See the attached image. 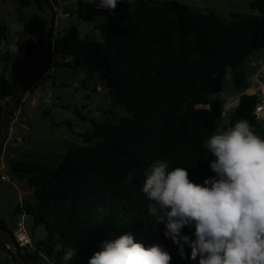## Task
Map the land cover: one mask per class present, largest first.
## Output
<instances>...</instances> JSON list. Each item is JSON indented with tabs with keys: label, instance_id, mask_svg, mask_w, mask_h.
<instances>
[{
	"label": "trees",
	"instance_id": "1",
	"mask_svg": "<svg viewBox=\"0 0 264 264\" xmlns=\"http://www.w3.org/2000/svg\"><path fill=\"white\" fill-rule=\"evenodd\" d=\"M19 1L24 7L30 4ZM35 1L45 13L40 1ZM47 1L52 7L59 0ZM93 5L79 17L115 21L106 28L104 40L82 38L75 25L57 31L54 18L49 66L97 73L112 103L127 116L90 121L91 130L80 134L84 142L73 143L57 167L5 158L11 175L36 174L28 182L31 198L13 214L17 218L25 213L32 217L34 229L45 230L40 243H34L42 257L27 259L34 264L39 259L65 264L63 256L71 247L77 254L67 264H88L103 241L131 234L146 248L160 245L172 256L171 264H199V258H191L189 245L184 246L187 258H182L179 246L164 235L166 225L149 213L151 201L142 186L156 162H166L169 171L188 169L190 179L198 184L215 177L210 168L214 156L204 143L217 129L227 130L246 120L264 137V123L254 116L256 95H243L227 124L220 97L228 75L237 88L251 84L244 66L253 51L264 50V0L251 4L259 15L230 18L196 13L177 1L120 2L114 10ZM46 22L47 17L39 15L25 22L27 55L42 48ZM7 30L0 21V57L5 52L10 58V48L22 46L7 41ZM29 78L8 80L0 75V136L4 115ZM29 90L30 86L19 103ZM0 227L7 224L0 222ZM194 232V225L182 230L193 240ZM57 245L63 249L58 251ZM3 249L18 264L4 244Z\"/></svg>",
	"mask_w": 264,
	"mask_h": 264
},
{
	"label": "clouds",
	"instance_id": "2",
	"mask_svg": "<svg viewBox=\"0 0 264 264\" xmlns=\"http://www.w3.org/2000/svg\"><path fill=\"white\" fill-rule=\"evenodd\" d=\"M98 8L116 9L128 0H81ZM9 53L19 55L18 47ZM204 147L214 156L210 168L215 177L198 184L189 171L156 162L147 173L142 192L151 201L149 213L164 223V235L179 246L191 247L199 264H264V137L249 122L240 120L227 130L217 129ZM132 177L129 176V180ZM194 225L195 239L183 235ZM88 264H171L172 256L160 245L145 247L125 234L105 240ZM63 245H57V250ZM77 252L69 247L67 264Z\"/></svg>",
	"mask_w": 264,
	"mask_h": 264
},
{
	"label": "rangeland",
	"instance_id": "3",
	"mask_svg": "<svg viewBox=\"0 0 264 264\" xmlns=\"http://www.w3.org/2000/svg\"><path fill=\"white\" fill-rule=\"evenodd\" d=\"M29 1L30 4L24 7L19 0H0V21L8 28L7 41L11 45L22 46L19 55H11L10 58H5V55L0 57V75L8 80L32 77L42 68V48L36 49L30 56L27 55L26 36L23 30L25 22L33 16L46 18V13L40 10L35 0ZM137 1L128 0V4ZM149 1H177L187 5L196 13L208 15L213 12L224 18H230L232 14L244 17L259 15V11L251 7L255 0ZM61 3L59 10L61 9L63 15L67 12L70 17L61 16L57 19L54 28L57 31L67 30L71 25H75L82 38L102 42L106 28L115 24V21L106 18L97 17L92 20L80 18V13L90 10L89 4H84L81 0H61ZM93 7L98 8L96 5ZM100 9L102 8H98ZM31 38L37 39L35 36ZM261 55H264V50H255L246 59L244 72L247 76L252 73L251 61ZM30 87L36 90L32 93L27 92L21 103H18L17 107L21 108V113L18 123L14 126L16 132L23 133L25 149L22 151L9 148L10 152L15 153L14 160L19 162H28L45 168L57 167L62 155L73 143L84 142L80 134L91 130L90 121L117 120L127 116L122 107L112 103L100 76L85 68L73 70L67 67L49 66L43 79L37 85L32 84ZM236 92L235 84L228 75L220 97L226 100L233 97ZM224 111L228 112V104L225 105ZM76 113L84 115L85 119ZM223 122L228 121L223 119ZM22 126L28 128V131H24ZM35 176L36 174L17 172L10 176L11 182L0 180V222L7 221L9 228L14 219V210L31 198L32 189L28 182ZM26 227L33 235L34 241L40 243L45 234L44 228L40 226L34 229L33 219L29 216L26 217ZM26 260L34 264L31 259ZM0 264H15L11 255L3 249V244L0 246ZM39 264L46 262L39 259Z\"/></svg>",
	"mask_w": 264,
	"mask_h": 264
},
{
	"label": "built area",
	"instance_id": "4",
	"mask_svg": "<svg viewBox=\"0 0 264 264\" xmlns=\"http://www.w3.org/2000/svg\"><path fill=\"white\" fill-rule=\"evenodd\" d=\"M57 3V4H56ZM56 3L52 2V8L55 12V22L59 17H66V15L61 13V9L59 10L60 6L62 5L61 0L57 1ZM256 82H259L258 79H256ZM259 84V90L264 92V87ZM21 113V108H16L14 112L12 113V116L10 117L9 125H8V135L5 140V143L2 147V155L0 157V180L11 182V169L7 166L5 158L6 157H12L8 151L9 148L12 147H18V143L21 142V137L17 134L14 126L17 124L19 116ZM254 116L257 120H261L264 118V103H258L255 111ZM24 127V126H22ZM13 149V148H12ZM14 242L17 246L18 254L21 257H24L27 259V257L36 258L42 257L41 254L38 253L37 248L34 245L33 237L28 231L26 227V214L22 213L17 217V229L13 233ZM48 264H55L53 262H50L46 260Z\"/></svg>",
	"mask_w": 264,
	"mask_h": 264
},
{
	"label": "water",
	"instance_id": "5",
	"mask_svg": "<svg viewBox=\"0 0 264 264\" xmlns=\"http://www.w3.org/2000/svg\"><path fill=\"white\" fill-rule=\"evenodd\" d=\"M39 1L42 5V9L45 11L46 17H47L46 28H45L44 39H43V45H42V51H43L42 68L39 71H37L32 77H30L28 80H26L24 82V84L21 86L18 93L14 97L13 101L11 102L6 114L4 115V118H3V121L1 124L0 150L2 149L3 144L5 143V140H6L7 135H8V125H9L10 117L12 116L13 111L16 109V107L20 101V98L24 94L25 90L30 85H32L36 80H38L43 75H45L49 69V59H50V45H49V43H50V38H51L50 30L54 24L55 12H54L53 8L50 7L47 0H39ZM56 36H58V34H56ZM4 47H7V45H5ZM260 100H261V98H260ZM14 173L15 172H13V174ZM16 229H17V218H14L12 220V224H11L10 229L0 227V238L2 239L0 241V245L4 244V246L6 248L10 249L13 252L14 257L17 260L18 264H30L26 260V258L21 257L18 254L17 246L14 242V237H13V233L16 231Z\"/></svg>",
	"mask_w": 264,
	"mask_h": 264
},
{
	"label": "crops",
	"instance_id": "6",
	"mask_svg": "<svg viewBox=\"0 0 264 264\" xmlns=\"http://www.w3.org/2000/svg\"><path fill=\"white\" fill-rule=\"evenodd\" d=\"M71 1H73V0H71ZM68 17H70L69 16V14L66 12V18H68ZM3 49H4V51H6L7 50V47H3ZM5 55V58H8V54L7 53H5V52H3V56ZM250 67L252 68L251 70H252V73L249 75L250 76V81H251V84H250V86L249 87H246V88H237L236 87V89H237V92L235 93V95L233 96V97H231V98H228V99H224V98H222V100H223V104H224V110H225V105L226 104H228V112L227 113H225V111H224V114H223V119H225V121H226V119H227V121H228V117L235 111V109H236V107L238 106V104H239V102H240V98L243 96V95H256L257 97H258V101H259V103H261V102H263L264 103V92H262V91H260L259 90V84L258 83H260L263 87H264V55H261V57H259V58H257V59H253L252 61H251V63H250ZM47 74V73H46ZM45 74V75H46ZM44 75V76H45ZM43 76V77H44ZM43 77L41 78V80L43 79ZM25 78V77H24ZM24 78H21V79H19V80H22V79H24ZM256 79H258V81L259 82H256ZM41 80H39V82L41 81ZM39 82H37V83H39ZM37 83H35V85H37ZM33 90V91H32ZM36 90V89H35ZM34 90V88L32 89L31 88V90H29L28 91V93L29 92H34L35 91ZM260 98H261V100H260ZM231 104V105H230ZM259 122H261V123H264V118H262L261 120H258ZM225 124H227V122H224ZM23 129H24V131H28V128H26V127H22ZM17 134L21 137V142H19L18 144L20 145V146H22V147H12L13 148V150H18V149H20V150H24L25 149V146H26V144H25V142H24V140H22V139H24V137H23V133L21 132H18L17 131ZM8 151H9V149H8ZM9 153L11 154V155H13L12 157H11V159L12 160H14V158H15V153H13V152H10L9 151ZM14 161H16V160H14ZM15 174V173H14ZM22 197H24V193L22 192ZM23 201H24V199H23ZM26 217H28V216H26ZM2 222H7V221H5V220H3ZM7 224V223H6ZM8 225V224H7ZM36 229V228H35ZM32 237H33V235H32ZM34 238V237H33ZM34 240V239H33ZM42 240V239H41ZM34 243H36L35 241H34ZM2 245V244H1ZM0 245V246H1ZM14 263V262H13Z\"/></svg>",
	"mask_w": 264,
	"mask_h": 264
},
{
	"label": "flooded vegetation",
	"instance_id": "7",
	"mask_svg": "<svg viewBox=\"0 0 264 264\" xmlns=\"http://www.w3.org/2000/svg\"><path fill=\"white\" fill-rule=\"evenodd\" d=\"M6 228H7V229H10L8 225H7V227H6ZM0 239H1V238H0ZM1 240H2V239H1Z\"/></svg>",
	"mask_w": 264,
	"mask_h": 264
}]
</instances>
